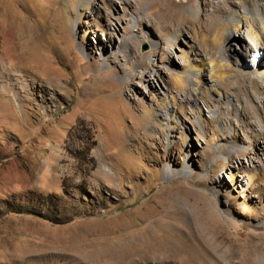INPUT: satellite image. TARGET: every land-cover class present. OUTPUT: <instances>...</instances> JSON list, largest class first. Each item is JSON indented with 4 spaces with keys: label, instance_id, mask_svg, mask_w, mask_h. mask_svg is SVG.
<instances>
[{
    "label": "rangeland",
    "instance_id": "374dc122",
    "mask_svg": "<svg viewBox=\"0 0 264 264\" xmlns=\"http://www.w3.org/2000/svg\"><path fill=\"white\" fill-rule=\"evenodd\" d=\"M253 8L0 0V264H111L164 226L209 227L226 264L262 233L264 258V49L229 24L264 37Z\"/></svg>",
    "mask_w": 264,
    "mask_h": 264
},
{
    "label": "bare ground",
    "instance_id": "6f19581e",
    "mask_svg": "<svg viewBox=\"0 0 264 264\" xmlns=\"http://www.w3.org/2000/svg\"><path fill=\"white\" fill-rule=\"evenodd\" d=\"M250 14L255 15L257 18L256 20L261 25H264V20L260 15L261 14L260 9L253 8L252 11L251 10L245 11L242 14V16H244L245 18L248 17L250 18ZM236 17H234L231 21H229V24L233 29V32L235 33L233 34V39L236 38L237 39L236 41H240V40L245 41V39H247L246 38V33H247L251 38L249 45L252 50L264 49V37L260 34L252 35L250 29L249 31H242L243 24L239 19V16H237V14ZM252 21H254V16L252 17ZM218 35H222V31H219ZM11 40L16 42V44H19L21 40V34L17 35V33L14 31L11 34ZM195 73L196 74L200 73V70L199 69L196 70ZM260 73H261V77H263L264 79V68L261 69ZM126 171L128 172V174H131L132 172H136V170L131 165L126 166ZM94 174L95 176L96 175L107 176L108 173L103 172L102 170H98L96 173L94 171ZM249 217L254 218L255 216L249 215ZM157 230L162 232V236L161 235L158 236V232H156ZM157 230L154 228L152 230H148L145 233H142V235L140 234L131 235L129 237L131 240H129L127 244V249L125 251L116 252L108 255L110 263L111 264H143L144 262L148 261L149 257L152 256L158 257L159 261L162 260L161 261L162 264L171 261H173L176 264L180 258L184 260L182 264H210L209 262L213 260L222 264H226L229 260L228 258L230 256L229 253L230 246L227 245L228 241L226 242V238H223L221 236H217L216 239L213 238L214 236H211V229H209V227H207L206 232L202 230H198L196 233H192V232L189 233L188 229H186L185 227H178V226H164L163 228L160 227V229L158 228ZM261 239H262V233H256L255 237H253V240L248 241V244L246 245L249 246V249L247 248L246 249L247 252L249 250V255H248L249 257L245 253V255L248 257L247 259L245 258L247 262L242 264H264V258L259 257L258 261H256L255 254L257 252V249L255 250L253 246L256 244L253 245L251 244L255 240L259 241ZM157 244H161V249L150 248L152 245H157ZM139 246H144L143 247L144 250L139 249Z\"/></svg>",
    "mask_w": 264,
    "mask_h": 264
}]
</instances>
